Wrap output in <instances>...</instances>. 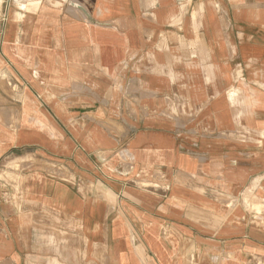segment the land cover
Returning <instances> with one entry per match:
<instances>
[{
	"label": "crops",
	"instance_id": "0c3cea01",
	"mask_svg": "<svg viewBox=\"0 0 264 264\" xmlns=\"http://www.w3.org/2000/svg\"><path fill=\"white\" fill-rule=\"evenodd\" d=\"M0 264H264V0H0Z\"/></svg>",
	"mask_w": 264,
	"mask_h": 264
}]
</instances>
